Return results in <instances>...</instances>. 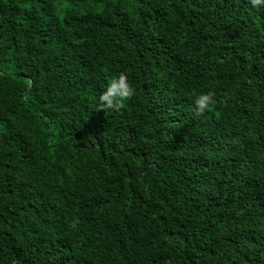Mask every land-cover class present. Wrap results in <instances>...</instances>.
<instances>
[{
  "label": "trees",
  "instance_id": "1",
  "mask_svg": "<svg viewBox=\"0 0 264 264\" xmlns=\"http://www.w3.org/2000/svg\"><path fill=\"white\" fill-rule=\"evenodd\" d=\"M0 264H264V6L0 0Z\"/></svg>",
  "mask_w": 264,
  "mask_h": 264
},
{
  "label": "clouds",
  "instance_id": "2",
  "mask_svg": "<svg viewBox=\"0 0 264 264\" xmlns=\"http://www.w3.org/2000/svg\"><path fill=\"white\" fill-rule=\"evenodd\" d=\"M255 6H264V0H250ZM135 94L126 73L121 72L114 76L98 96V104L101 109L115 110L122 101L130 99ZM217 103L215 93L211 90L201 92L193 101L192 111L194 115H202Z\"/></svg>",
  "mask_w": 264,
  "mask_h": 264
}]
</instances>
